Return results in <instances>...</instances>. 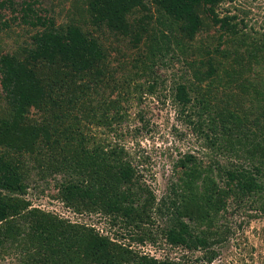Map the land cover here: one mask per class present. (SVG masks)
<instances>
[{
	"label": "trees",
	"instance_id": "obj_1",
	"mask_svg": "<svg viewBox=\"0 0 264 264\" xmlns=\"http://www.w3.org/2000/svg\"><path fill=\"white\" fill-rule=\"evenodd\" d=\"M224 1L151 0V5H148L146 0H85L83 5L75 4V8L79 10L76 16L83 19L84 24L91 21L98 36L128 38L130 46L133 45L131 52L141 50L143 46L146 53L142 51L137 61L146 64L152 73H155L156 67L174 64L175 59L181 62L182 56H193L194 59L190 56L183 63L185 73L182 79L188 80L174 84L175 97L178 102L189 105L188 85H191L205 100L201 105L205 106L203 111L209 114L212 126L215 122L211 117L216 106L213 98L200 91V83L206 80L205 77L210 78L224 68L221 59L217 58V54L226 57L227 51L222 50L224 37L240 34L238 23L234 22L237 19L235 16H221L218 13L217 7ZM40 6L39 0H0V33L10 27L1 15L7 9L14 21L22 16L24 23L37 29L21 52L6 53L0 58V90L9 109L0 114V258L12 257L18 264H183L158 261L147 256L135 259L131 250L94 227L71 224L53 214L30 209L31 204L19 197L28 189L27 169L22 160L24 154L33 153L42 145L54 152V161L48 163L49 170L58 171L61 164L70 174L69 177L75 175V179L73 176L66 184L61 183L59 188L65 202L79 213L100 209L113 219V225L126 228L148 220L147 214L154 201L153 198L147 199V203L141 205V197L133 193L137 172L129 163L118 168L120 174H110L111 169L105 167L108 159L122 157L124 149L120 151L121 156L117 150L110 154H104L100 149L91 150L90 138L84 135L82 129L77 133L73 124L61 123L64 129L59 132L45 123L32 125L27 122L33 108L45 111L58 108L60 101L55 97L61 91L68 95L69 106L85 113L83 119L86 124L103 125L113 110L115 113L109 121L121 122L124 117L118 99L100 100L94 98L91 92L99 89L96 82L106 73V65L110 64L112 52H109L108 46L95 33L83 29L79 24L65 27L57 24L51 16H41L43 10ZM152 6L157 14H150ZM138 11H146V14L138 18ZM201 14L219 27L221 40L219 46L206 50L205 54L201 47H196L204 28ZM167 18L171 19L172 25L164 28ZM153 19H156L155 26L151 22ZM172 43L176 44L178 56H168ZM203 66L210 70L200 72L199 68ZM141 88L138 86V90L134 89L141 91ZM155 88L153 84L147 90L153 94ZM232 107H225L217 114L222 116L221 130L218 131L219 135H215V140L208 138L206 143L214 150L221 140L223 144L219 151L233 153L234 148L227 147L228 144L234 145L235 141L244 138L246 145L250 141L254 145L256 140L255 149L247 157L249 167L242 165L240 170H227V166H220L219 169L225 173L223 179L226 187L221 192L213 190L215 193L211 187H204L198 197L206 202L207 213L210 210L221 213L229 199L233 201L231 205L238 208L250 205L264 212V134H256L247 128L244 122L250 119L246 116L242 120L237 104ZM56 117L61 121L62 118ZM255 121L264 125V113L258 115ZM55 151H58L57 156ZM70 168H73L72 172ZM102 171L109 174H102ZM188 176L196 180L202 177L200 174L182 175ZM203 182L206 184L207 181ZM123 184L129 187L120 188ZM141 189L145 191V188ZM171 209H175V213ZM167 210L171 213L166 216ZM156 211L162 216L169 215L170 225L162 231V235L172 246L183 245L200 250L211 246L210 239L203 236V231L194 233V227L184 221L185 217L189 220L192 214L186 209L173 201L170 204L163 201ZM207 227H210V223ZM211 230L209 234L216 235L217 231ZM220 241H224V238H220Z\"/></svg>",
	"mask_w": 264,
	"mask_h": 264
},
{
	"label": "rangeland",
	"instance_id": "obj_2",
	"mask_svg": "<svg viewBox=\"0 0 264 264\" xmlns=\"http://www.w3.org/2000/svg\"><path fill=\"white\" fill-rule=\"evenodd\" d=\"M20 1L22 0H17ZM39 1L43 10L41 16H51L57 24L65 27L79 24L83 29L95 33L97 38L108 46L109 52H112L110 64L106 65V73L96 82L100 86L99 89L91 92L94 98L100 100L118 99L120 112L124 117L121 122L109 121L115 113L113 110L109 115V122L105 121V125L96 126L89 122L86 124L83 119L85 113L77 107L69 106L68 95L61 91L55 97L60 101L58 108L53 111L33 108L27 116V122L32 125L45 123L49 128H57L59 132L64 129L61 123L73 124L76 125L77 133L82 129L84 135L90 138L91 150L100 149L104 154L117 150L121 156L120 151L124 149L123 158L112 157L107 160L105 167L111 169L110 174H120L118 168H123L125 163H129L137 172L133 193L141 197V205L146 204L147 199L153 198L154 201L151 211L147 214L148 220L136 222L126 228L113 225V219L107 213L99 211L100 209L79 213L65 202L59 188L61 183L66 184L73 176L75 179V175L69 177L70 174L66 173V168L61 164L58 171L49 170L48 163L54 161V152L42 145L40 150L24 154L22 160L27 169L25 171L28 189L19 197L31 204L30 209L53 214L71 224L94 227L104 236H110L111 240L131 250L135 259L147 256L158 261L168 260L183 264H264V212L250 205L238 208L231 205L233 201L229 199L221 213L215 210L207 213L206 202L198 197L204 187H211L215 192L223 191L226 187L223 179L225 173L219 167L227 166V170H240L242 165L249 167L250 161L247 157L257 143L255 140L254 145L252 141L246 145L244 138L235 141L234 145H227L237 149L235 152L231 149L232 153L219 151L223 144L220 140L214 150L210 149L206 139L215 140V135H219L222 116L217 114L220 110L237 104L238 109H235L241 111L242 120L246 116L250 119L244 122L246 127L256 134H264V125L256 124L255 121L258 115L264 113V0H225L217 7L221 16L237 18L234 22L238 23L240 34L224 37L222 50L227 51L226 57L217 54L224 68L210 78L205 77L206 80L200 83V91L213 98L216 106L212 112L211 118L215 122L212 126L209 114L203 111L205 106L201 105L205 100L191 85H188L191 98L189 105L178 102L175 97L174 84L188 80L182 79L185 73L183 63L191 55H181V62L175 59L174 64L164 68L156 67L155 73H152L146 68V64L137 61L143 54L142 51L146 53L143 46L141 50L135 49L131 52L130 47L133 45L130 46V39H115L111 35L98 36V31L92 27L91 21L84 24L83 19L76 16L79 15V10L75 8V4L83 5L85 0ZM146 1L151 5V0ZM143 14H146V11H138L137 17L141 18ZM150 14H157L153 6ZM1 15L10 27L0 33V58L6 53L21 52L29 37L37 30L24 23L22 16L14 21L8 9L1 12ZM201 17L204 28L201 39L196 41V47H201L205 54L206 50L219 46L221 40L219 27L203 14ZM155 21L156 19L151 21L154 26ZM165 22L164 28L172 25L170 18ZM170 48L168 56H178L176 44L172 43ZM132 55L133 57H130ZM195 58L199 59L197 56ZM199 70L206 72L210 69L203 66ZM191 74L193 75V71ZM153 84L156 88L154 93L150 94L147 89ZM138 86L142 87L141 91H136ZM96 104L97 102L94 103ZM193 105L195 107H192ZM5 108L6 102L0 90V114L9 111ZM200 114H204V117ZM56 116L62 118L61 121ZM57 152L55 151L56 156ZM69 170L72 172L73 168ZM102 174L109 173L102 171ZM183 174H200L202 177L196 180L194 177L190 179V176L182 177ZM203 180L207 181L206 184ZM127 187V184L120 186L123 189ZM141 188H145V191ZM163 201L168 204L173 201L192 213L189 217L194 220L185 217L184 221L194 227V233L203 231V236L210 239L211 246L200 250L169 244L162 231L170 225L168 217L175 209L170 212L167 210L165 215L169 214L168 217L158 214L156 210ZM209 223L210 227H207ZM211 229L217 231L216 235L209 234ZM220 238H224V241H220ZM0 264L18 262L15 258L6 257L0 258Z\"/></svg>",
	"mask_w": 264,
	"mask_h": 264
}]
</instances>
